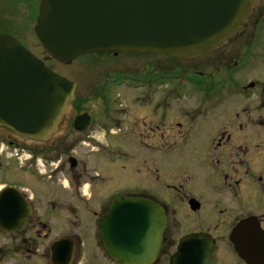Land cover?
Returning a JSON list of instances; mask_svg holds the SVG:
<instances>
[{
  "label": "flooded vegetation",
  "instance_id": "af4514ba",
  "mask_svg": "<svg viewBox=\"0 0 264 264\" xmlns=\"http://www.w3.org/2000/svg\"><path fill=\"white\" fill-rule=\"evenodd\" d=\"M5 3L15 8L10 16L22 5L25 25L34 27L40 0H0V6ZM22 32L18 28L12 35L23 38ZM130 56H141L140 65L135 59L126 69L99 72L95 97L79 98L78 86V97L51 141L28 143L0 129V195L12 189L3 204L15 211L14 199L22 195L29 210L22 229L0 228V264H37L38 244L50 236L35 193L38 173L30 168L38 157L48 162L52 180L46 177V183L55 192L46 196H59L55 186L76 188L97 218L96 232L110 205L121 198L156 203L164 228L150 264H172L190 234L213 249L204 264H248L232 236L248 218L254 240L264 234V0L235 38L203 56ZM83 113L90 115V126L76 130L75 119ZM123 135L131 137L129 145L111 140ZM28 152L32 156L23 168ZM62 238L73 244L70 264H122L109 256L80 257V238Z\"/></svg>",
  "mask_w": 264,
  "mask_h": 264
},
{
  "label": "water",
  "instance_id": "95a60500",
  "mask_svg": "<svg viewBox=\"0 0 264 264\" xmlns=\"http://www.w3.org/2000/svg\"><path fill=\"white\" fill-rule=\"evenodd\" d=\"M260 0H41L35 26L45 51L63 64L87 54L152 53L196 58L219 49L247 25ZM74 82L54 72L18 40L0 35V128L22 140L46 142L61 128L76 97ZM90 123L87 114L75 127ZM0 196V228L21 229L29 211L21 196L18 209ZM17 195H19L17 193ZM252 218L237 225L232 240L249 264H264V234L254 240ZM164 228L162 209L142 198H121L108 209L100 227L108 254L122 264H150ZM248 237V238H246ZM244 238V239H243ZM256 243V245H255ZM73 244L52 245V262L70 264ZM212 247L198 234L184 237L172 264L196 259L204 264ZM193 263V264H194Z\"/></svg>",
  "mask_w": 264,
  "mask_h": 264
},
{
  "label": "rangeland",
  "instance_id": "374dc122",
  "mask_svg": "<svg viewBox=\"0 0 264 264\" xmlns=\"http://www.w3.org/2000/svg\"><path fill=\"white\" fill-rule=\"evenodd\" d=\"M17 9L18 13L15 12L16 16H10V13L14 12L15 8L7 3L0 6V34L12 35L15 34V31H17L18 28H20V31H23V38L18 37L19 41L38 58L46 60L48 66L52 69L69 78L75 79L79 85L80 98L95 97L94 88L98 82L99 72L109 73L114 69H126L127 67L133 65L130 60L135 59L139 60L138 63L140 65L141 56L134 58L130 55H87L74 61L71 65H64L55 60H51L49 55L40 45V42L37 38H35L36 36L32 31L33 26L25 25L24 16L26 12H24L23 6H20V10L17 6ZM21 10L23 13H21ZM17 15L20 17V21L16 20ZM148 57L156 59L153 55H148ZM107 78L103 79V81H106ZM190 87L188 85V87L183 88L181 93H184L185 95ZM106 88L107 96H110L109 87L106 86ZM121 95L124 96L122 92ZM92 104H89L90 111L91 108L94 109ZM112 139L115 140L117 144L121 145H129L132 141L131 137L125 135L112 137L111 140ZM45 166L47 168V173H49L48 163H46ZM48 185L46 183V177L44 179L37 177L35 193L37 195L38 207L41 210L43 220L47 222L50 227V236L49 234L47 235L48 239H45L43 243L38 244V253L36 256L37 264H51V255L49 251L51 243L55 239H60L69 235H75L81 239L80 257H88L89 255L94 256L95 254L100 258L107 257L108 255L106 254L104 248L99 244L100 237L96 232L97 218L92 214V212H88L86 210L83 203L84 198L78 196L71 189L63 188L61 186L54 187V190L59 195L58 197H47L46 193H55L53 191V187H49ZM47 198L48 200H46ZM98 244L99 249L96 250Z\"/></svg>",
  "mask_w": 264,
  "mask_h": 264
}]
</instances>
